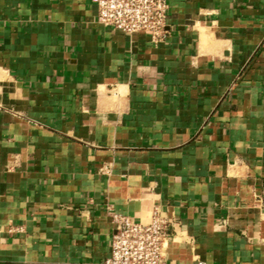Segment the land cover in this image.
Segmentation results:
<instances>
[{
  "label": "crops",
  "instance_id": "0c3cea01",
  "mask_svg": "<svg viewBox=\"0 0 264 264\" xmlns=\"http://www.w3.org/2000/svg\"><path fill=\"white\" fill-rule=\"evenodd\" d=\"M168 3L154 44L0 0V264H105L155 209L170 264H264V0Z\"/></svg>",
  "mask_w": 264,
  "mask_h": 264
},
{
  "label": "built area",
  "instance_id": "2783aa9c",
  "mask_svg": "<svg viewBox=\"0 0 264 264\" xmlns=\"http://www.w3.org/2000/svg\"><path fill=\"white\" fill-rule=\"evenodd\" d=\"M98 22L127 35H147L154 44L168 35V0H97ZM111 256L105 264H170L172 223L159 209L149 222L111 213ZM174 232V231H173Z\"/></svg>",
  "mask_w": 264,
  "mask_h": 264
}]
</instances>
